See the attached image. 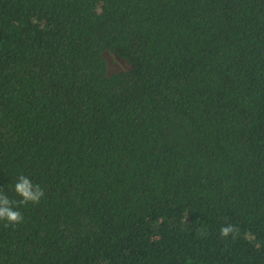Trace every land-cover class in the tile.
<instances>
[{
	"label": "trees",
	"instance_id": "trees-1",
	"mask_svg": "<svg viewBox=\"0 0 264 264\" xmlns=\"http://www.w3.org/2000/svg\"><path fill=\"white\" fill-rule=\"evenodd\" d=\"M20 175L0 264H264V0H0Z\"/></svg>",
	"mask_w": 264,
	"mask_h": 264
},
{
	"label": "clouds",
	"instance_id": "clouds-1",
	"mask_svg": "<svg viewBox=\"0 0 264 264\" xmlns=\"http://www.w3.org/2000/svg\"><path fill=\"white\" fill-rule=\"evenodd\" d=\"M18 200L11 199L3 189H0V221L4 226L19 224L23 221V215L18 210L22 205L39 204L45 192L39 185H34L29 178L20 175L13 188ZM234 229L227 227L221 229V234L227 236Z\"/></svg>",
	"mask_w": 264,
	"mask_h": 264
},
{
	"label": "rangeland",
	"instance_id": "rangeland-1",
	"mask_svg": "<svg viewBox=\"0 0 264 264\" xmlns=\"http://www.w3.org/2000/svg\"><path fill=\"white\" fill-rule=\"evenodd\" d=\"M114 69V67H112V69L111 70H113ZM117 69V68H116Z\"/></svg>",
	"mask_w": 264,
	"mask_h": 264
}]
</instances>
